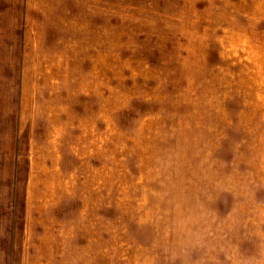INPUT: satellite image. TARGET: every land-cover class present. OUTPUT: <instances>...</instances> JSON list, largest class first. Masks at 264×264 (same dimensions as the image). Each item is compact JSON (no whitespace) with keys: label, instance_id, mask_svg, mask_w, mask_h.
<instances>
[{"label":"rangeland","instance_id":"rangeland-1","mask_svg":"<svg viewBox=\"0 0 264 264\" xmlns=\"http://www.w3.org/2000/svg\"><path fill=\"white\" fill-rule=\"evenodd\" d=\"M0 264H264V0H0Z\"/></svg>","mask_w":264,"mask_h":264}]
</instances>
